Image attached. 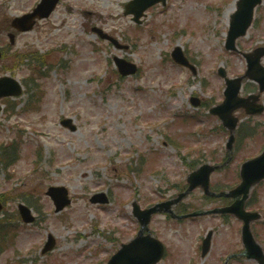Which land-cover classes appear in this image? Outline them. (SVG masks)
<instances>
[{"label":"rangeland","instance_id":"374dc122","mask_svg":"<svg viewBox=\"0 0 264 264\" xmlns=\"http://www.w3.org/2000/svg\"><path fill=\"white\" fill-rule=\"evenodd\" d=\"M38 1L0 0V47L9 44L7 32L14 33L3 28ZM128 1L61 0L47 20L28 33H15L10 55L0 61V75L13 76L31 90L24 85L14 111L0 115V195L5 193L8 211L0 217L14 215L18 203L29 205L36 216L31 225L18 220L5 224L8 231L15 224L20 228L15 243L0 254V264H104L137 233L129 209L134 199L141 208L166 201L191 171L188 163H221L227 155V132L218 128L219 119L203 103L223 100L218 67L230 78L246 69L240 54L224 49L227 19L237 0H166L165 6L149 8L139 25L124 15ZM254 20L237 41L242 52L264 47V2ZM94 29L127 50L102 40ZM176 46L196 66L194 74L172 61ZM34 53L49 54L51 64L30 63L27 54L35 60ZM22 54L18 67L14 57ZM116 56L141 70L119 77L114 73ZM31 67L47 73L35 83L42 91L28 84ZM243 86L240 95L254 89L251 81ZM35 94L42 96L39 104ZM191 98L200 99V105L193 106ZM236 115L243 118L240 111ZM65 118L73 119L75 132L60 126ZM253 122L256 130L250 138L238 139L229 165L211 176L212 187L238 184L240 164L261 151L264 113ZM13 137L21 140L19 157L7 164L2 155ZM57 185L66 187L71 198L58 214L45 196L47 187ZM101 192L109 202L92 204L90 197ZM255 193L246 208L264 215V183ZM221 202H207L198 189L183 205L193 210ZM151 220L150 231L166 252L159 264H223L227 255L243 251L241 222L233 216L177 221L156 215ZM211 231L210 252L200 257L201 238ZM252 232L264 248V223L255 224ZM49 235L55 248L42 254ZM229 264L254 263L238 255Z\"/></svg>","mask_w":264,"mask_h":264},{"label":"water","instance_id":"95a60500","mask_svg":"<svg viewBox=\"0 0 264 264\" xmlns=\"http://www.w3.org/2000/svg\"><path fill=\"white\" fill-rule=\"evenodd\" d=\"M59 0H42V2L35 8L34 12L22 17H17L13 20L12 26L20 31H28L32 28L35 22V18H46L55 9V5ZM164 0H134L126 6V14L135 15L134 21L139 22V18L142 13L147 9V7L157 4V2ZM262 3V0H238L236 3V11L230 16V23L228 28L227 37L225 40V48L229 51H237L235 41L239 37H243L247 33V29L253 22V16L255 12V7ZM101 38H107L104 34L102 35L98 31ZM11 42L13 43V36H10ZM1 56V54H0ZM171 56L178 64L187 65L186 59L184 58L180 48H176ZM264 56V47L257 48L251 54H246L247 59V72L244 76L236 78L234 80L226 79V91L224 93L225 101L220 107L211 109L212 114L218 113L220 119H222L223 124L230 130L231 134L228 138L227 150L231 149L233 143V132L237 123V119L232 117V112L238 107L248 108L246 106L248 100H242L237 97L240 90V83L243 79L253 76H258L255 79L259 81L263 86H261V91L264 90V67L260 63L261 57ZM115 62L118 66V70L121 75L127 76L136 72L135 66L130 63H126L122 59L115 58ZM221 76L225 77L223 73ZM21 88L15 80L12 78H1L0 79V97H10L20 95ZM198 104V102H196ZM262 107L254 111L260 113ZM249 113V112H248ZM63 126H68L72 131L76 130L74 126H71V120L67 119L62 122ZM218 167H212L210 165H205L197 169L194 173H191L188 178V188L184 193L177 195L176 199L166 201L165 203L155 204L153 207L145 208V210L139 209L136 201L132 204L133 216L139 221L140 229L139 233L135 239L131 240L130 243L122 245L120 249L114 254V256L109 260L107 264H157L158 260L163 256V245L160 241L153 238L150 233L144 235L145 231H148V224L150 218L153 214L157 212H165L173 215V207L181 201L188 192L202 186L206 195L213 196H225L236 198L235 202L231 204L230 207L213 209L210 211H199L188 214V216H199L201 214L210 213H229L237 216L243 221V228L241 232V237L243 245L246 248L244 255L247 258L256 259L259 264H264V256L262 254L261 248L258 246L256 241L251 235L250 226L251 222L260 218L256 212L248 213L244 210V202L248 199L252 189L260 183L264 177V152L260 157L251 159L247 161L240 167L241 184L232 189L229 192H221L219 195H215L209 192V176L210 173ZM47 194L52 198L56 205V212L61 210L64 206L68 205L70 202L68 200V191L64 187H50L47 190ZM243 195V196H242ZM242 196L241 199L239 197ZM90 201L92 202H107L106 198L101 195H94ZM2 205H0V210ZM19 214L24 222H30L33 218L30 215L28 208L20 205ZM209 236L204 240L203 243V255L208 251L209 247ZM54 241L51 236H49V241L45 245L46 248L43 252L48 251L53 248Z\"/></svg>","mask_w":264,"mask_h":264},{"label":"trees","instance_id":"16d2710c","mask_svg":"<svg viewBox=\"0 0 264 264\" xmlns=\"http://www.w3.org/2000/svg\"><path fill=\"white\" fill-rule=\"evenodd\" d=\"M47 59H49L48 57H45V56H40V58H38L37 60H36V62H45ZM41 77V76H40ZM16 153H17V150H16V148H15V154H14V156L16 155ZM7 154V157H8V161L12 158V154L11 153H7L6 151L4 152V155H6ZM7 159V158H6Z\"/></svg>","mask_w":264,"mask_h":264},{"label":"bare ground","instance_id":"6f19581e","mask_svg":"<svg viewBox=\"0 0 264 264\" xmlns=\"http://www.w3.org/2000/svg\"><path fill=\"white\" fill-rule=\"evenodd\" d=\"M231 12V11H230Z\"/></svg>","mask_w":264,"mask_h":264}]
</instances>
